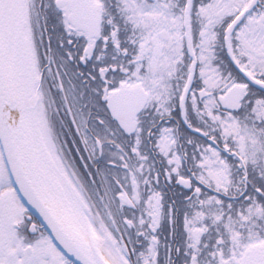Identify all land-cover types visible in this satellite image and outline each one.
Returning <instances> with one entry per match:
<instances>
[{"label": "snow or ice", "instance_id": "6c2138e0", "mask_svg": "<svg viewBox=\"0 0 264 264\" xmlns=\"http://www.w3.org/2000/svg\"><path fill=\"white\" fill-rule=\"evenodd\" d=\"M0 264H264V0H0Z\"/></svg>", "mask_w": 264, "mask_h": 264}]
</instances>
